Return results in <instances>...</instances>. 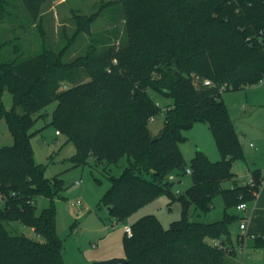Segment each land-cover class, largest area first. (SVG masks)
Returning <instances> with one entry per match:
<instances>
[{
    "label": "trees",
    "instance_id": "trees-1",
    "mask_svg": "<svg viewBox=\"0 0 264 264\" xmlns=\"http://www.w3.org/2000/svg\"><path fill=\"white\" fill-rule=\"evenodd\" d=\"M44 2L0 0V26L9 20L12 25L6 31L13 34L35 24ZM119 2L128 35L122 47L66 62L67 47L56 52L43 41L27 58L0 59V119L13 137L12 145L0 148V264H66L53 201L65 184L59 177L45 176L31 143L38 117L54 102L51 125L74 143L72 164L83 166L92 157L109 170L112 184L103 202L117 222L163 192L172 203V183L165 178L184 165V133L207 124L221 159L211 162L197 151L189 168L193 184L182 197L181 220L165 229L153 214L139 218L131 226L132 236L124 237L127 264L237 262L230 238L236 217L225 211L220 221L196 222L188 204L207 213L214 196L221 194L227 205L237 207L257 199L263 186L261 170H256L253 185L223 187L234 180V164L245 156L222 93L264 80V0ZM80 18L86 21L83 29L89 30L91 20ZM1 35L0 52L7 44ZM16 50L19 57L26 51L22 43ZM78 77L83 78L73 82ZM66 83L72 85L62 89ZM5 90L13 98L11 110L1 102ZM153 93L166 102L164 125L156 135L149 128L160 110ZM123 156L128 166L119 176L111 175L109 167ZM39 197L51 203L38 214ZM10 222L31 227L44 241L13 234L7 228Z\"/></svg>",
    "mask_w": 264,
    "mask_h": 264
},
{
    "label": "rangeland",
    "instance_id": "rangeland-1",
    "mask_svg": "<svg viewBox=\"0 0 264 264\" xmlns=\"http://www.w3.org/2000/svg\"><path fill=\"white\" fill-rule=\"evenodd\" d=\"M79 17L91 20L89 30L83 29L86 21L83 18L78 19ZM11 25L8 20L0 26L2 39L7 42L1 48L2 61L27 58L40 50L43 41L56 52L67 47L64 58L66 62H72L94 51L103 54L110 48L117 49L128 43L125 11L119 0H45L35 24L18 29L17 34L6 31ZM20 43L26 50L21 57L16 52ZM82 78L78 77L73 82ZM70 85L72 84L66 83L62 89ZM153 98L160 110L150 120L149 128L156 135L164 125L166 102L158 93H153ZM222 98L235 123L245 156V160L234 165V172L237 174L235 173L233 182H225L223 187L244 186L253 178L254 171L261 170V175L264 173V80L251 88L226 90L222 93ZM1 102L5 110L13 108V98L8 90L3 91ZM56 105L57 102H54L41 112L42 116L38 117L33 128L35 133L31 143L34 159L44 167L45 176L59 177L65 184V189L53 201L57 232L64 242L66 264H95L113 258L127 259L124 249L125 227L132 226L140 217L151 213L165 229H169L181 220L185 210L182 197L186 196L187 189L193 184L192 174L187 173L186 169L191 168L197 151L203 153L211 162L221 159L209 126H194L184 133L186 139L180 145L184 158L183 167L173 169L165 178L172 183V203L170 204L171 197L163 192L124 221L117 222L110 215L109 206L103 202V197L112 184L109 170H105L104 165H96L92 157L83 166L72 164L71 157L76 151L74 143L68 141L63 134L57 135L56 129L51 125ZM12 144L13 137L2 118L0 148ZM128 164L127 156H123L117 164L109 167L111 175L119 176ZM78 201L81 206L76 205ZM50 203V199L39 197L37 213ZM212 203L213 209L202 213L190 202L188 211L191 218L196 222L214 223L224 218L225 211L233 214L236 221L231 226L230 238L236 249V264H264V247H256L254 236L249 232V224L247 230L240 229L245 218L249 222L253 210L264 208V186L261 187L257 199L247 202L246 211H238L236 205H227L221 194L215 195ZM7 228L13 234H23L31 239L44 241L34 229L19 222H10Z\"/></svg>",
    "mask_w": 264,
    "mask_h": 264
},
{
    "label": "crops",
    "instance_id": "crops-1",
    "mask_svg": "<svg viewBox=\"0 0 264 264\" xmlns=\"http://www.w3.org/2000/svg\"><path fill=\"white\" fill-rule=\"evenodd\" d=\"M233 171H234V167H233ZM234 173H236V172H234ZM262 176L264 178V173L262 174ZM263 186H264V182H263ZM147 214H151V213H147ZM147 214H145V215H147ZM248 224L250 226L249 232H250V234H252V236H254V239L256 241V245H257V243L264 244V208L263 207H261V209L256 208V210L252 211V214L249 218ZM236 258H237V255H236ZM236 261L238 262V259Z\"/></svg>",
    "mask_w": 264,
    "mask_h": 264
},
{
    "label": "built area",
    "instance_id": "built-area-1",
    "mask_svg": "<svg viewBox=\"0 0 264 264\" xmlns=\"http://www.w3.org/2000/svg\"><path fill=\"white\" fill-rule=\"evenodd\" d=\"M205 84L206 85H210L211 84V82L210 81H205ZM56 134L57 135H59V132H56ZM186 172L187 173H189V174H191V169H187L186 170ZM81 181H77V183H80ZM248 184L249 185H253L254 184V180H253V178H251L249 181H248ZM2 199V196H1V194H0V200ZM76 205L77 206H81V202L80 201H78L77 203H76ZM237 210L238 211H246L247 209H248V205H247V203H240L239 205H237ZM247 226H248V219L247 218H245V220L240 224V229L242 230V231H245V230H247ZM125 234H127L128 236H132V228H131V226H127V227H125Z\"/></svg>",
    "mask_w": 264,
    "mask_h": 264
},
{
    "label": "water",
    "instance_id": "water-1",
    "mask_svg": "<svg viewBox=\"0 0 264 264\" xmlns=\"http://www.w3.org/2000/svg\"><path fill=\"white\" fill-rule=\"evenodd\" d=\"M127 259L113 258L107 261L96 262L95 264H127Z\"/></svg>",
    "mask_w": 264,
    "mask_h": 264
}]
</instances>
